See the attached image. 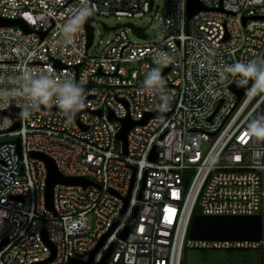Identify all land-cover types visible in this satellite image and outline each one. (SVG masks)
<instances>
[{"label": "built area", "instance_id": "1", "mask_svg": "<svg viewBox=\"0 0 264 264\" xmlns=\"http://www.w3.org/2000/svg\"><path fill=\"white\" fill-rule=\"evenodd\" d=\"M199 1L205 8L188 18L187 0H165L156 38L150 25L146 38L126 21L100 39L99 54H89V17H145L155 0H0L1 18L30 27L0 26V94L21 87L14 79L21 72L46 71L77 83L85 102L69 120L53 97L20 116L14 130L3 119L11 116H0V242L7 239L0 264L44 261L52 255L49 243L55 255L45 264H182L186 247L257 249L264 264V234L258 241L189 238L196 213L264 218V137L248 131L264 91L248 92L252 79L225 71L264 59V18L257 17L264 16V0ZM80 7L91 15L78 31L62 33L59 26ZM130 29L142 42L130 38ZM153 66L162 68V90L144 86ZM161 91L171 97L163 108ZM27 102L0 95V111L14 106L20 113ZM126 117H147L128 131L127 153L117 138ZM32 152L90 183H57L49 209L48 169Z\"/></svg>", "mask_w": 264, "mask_h": 264}, {"label": "water", "instance_id": "2", "mask_svg": "<svg viewBox=\"0 0 264 264\" xmlns=\"http://www.w3.org/2000/svg\"><path fill=\"white\" fill-rule=\"evenodd\" d=\"M205 6L199 0H187V13L188 18H190L196 12L203 10ZM259 18H264V16H257ZM95 18L91 16L88 18L86 26L88 31V44L87 47L89 48L94 39V26L91 24ZM246 17H244V21H246ZM10 25H18L23 27L26 31H30V27L24 22L21 18L16 19H7L0 17V26H10ZM124 25L130 26L132 30L141 35L149 38V36L145 33L146 27H140L134 25L132 22H127ZM103 26L106 30L116 29L117 26H109L103 23ZM164 71H167L164 70ZM253 80H251L252 82ZM249 84L245 87L237 89L239 92V96L245 92L248 88ZM8 114L13 118V125L11 129H16L19 127V109L17 107H11L5 111H0V116ZM157 114V113H154ZM264 114V105L259 110V112L254 116V118ZM149 114L148 116H150ZM78 116V113H77ZM111 117L113 114L111 113ZM147 116V117H148ZM144 118L141 121H134L129 117L121 118V129L117 134V138L122 142L123 151L127 153V135L128 131L137 123H143L146 121ZM253 118V119H254ZM17 144L19 145V139L16 140ZM18 151L20 148L18 147ZM154 155V154H153ZM32 156L42 158L47 166L48 169V177H47V186H46V204L47 207L51 210H54L53 206V194H54V186L57 183L63 184H83L87 185L90 183L89 180L83 177H73V176H65L63 175L57 165L51 157L39 153V152H32ZM127 202L128 196L125 197ZM125 210V207L122 210V214ZM121 214V215H122ZM121 215L117 218L118 221L121 218ZM138 217V208L136 209L133 217L130 219L125 231L122 233L123 237L127 236L130 226L137 220ZM264 234V218L260 214H203V213H196L191 222L190 230H189V238L191 239H199V240H261ZM45 240L49 243L48 238L44 232ZM7 242V239L0 242V248ZM52 248V255L41 262H35L34 264H45L46 262L52 260L55 255V247L52 243H49ZM98 248V247H97ZM95 249V251L97 250ZM92 253V255L95 253ZM111 251V248L106 252L104 260L107 258ZM92 259H89L85 264H90Z\"/></svg>", "mask_w": 264, "mask_h": 264}, {"label": "clouds", "instance_id": "3", "mask_svg": "<svg viewBox=\"0 0 264 264\" xmlns=\"http://www.w3.org/2000/svg\"><path fill=\"white\" fill-rule=\"evenodd\" d=\"M89 15H91V9L87 7L78 8L65 24L59 26L61 32L67 35L78 31ZM167 59L165 57V60ZM225 71L240 74L245 78V83L247 79H252L253 85L247 89L248 92L264 91V59H254L247 63L237 62L227 66ZM14 79L21 83V87L14 88L10 92L5 90L0 95H20L26 98L28 102L21 105L19 116L27 117L32 110L38 109L41 105H48L53 97H55L56 105L65 112L69 120L73 119L79 109L85 107L83 89L70 79L59 82L46 71L34 73L29 70L21 72ZM144 86L148 89H163L164 80L161 67L153 66L148 69ZM160 99L163 108L167 106L171 97L161 91ZM3 119L9 124L13 123L11 117L7 116ZM248 131L250 135L264 137V114L249 122Z\"/></svg>", "mask_w": 264, "mask_h": 264}, {"label": "rangeland", "instance_id": "4", "mask_svg": "<svg viewBox=\"0 0 264 264\" xmlns=\"http://www.w3.org/2000/svg\"><path fill=\"white\" fill-rule=\"evenodd\" d=\"M165 0H155L153 11L145 17L118 18L115 15H96L92 21L95 27V45L89 50V54H99L104 45L99 44L100 39L110 37L117 29L105 30L103 23L109 26H120L126 21H132L136 26L150 25L149 32L156 38L159 34V16L163 14ZM264 12V7H263ZM129 36L132 40L142 42V39L130 29ZM90 223V222H89ZM182 264H262L261 252L257 249H205L189 248L183 251Z\"/></svg>", "mask_w": 264, "mask_h": 264}]
</instances>
